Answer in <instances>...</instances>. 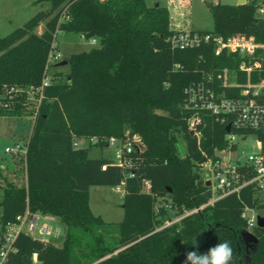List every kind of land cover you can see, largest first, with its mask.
I'll use <instances>...</instances> for the list:
<instances>
[{
  "label": "trees",
  "instance_id": "obj_1",
  "mask_svg": "<svg viewBox=\"0 0 264 264\" xmlns=\"http://www.w3.org/2000/svg\"><path fill=\"white\" fill-rule=\"evenodd\" d=\"M37 2L47 9L0 37L2 103L8 87L41 84L58 31L95 38L97 46L65 57V81L43 88L22 155L26 184L6 182L0 199V233L27 210L56 217L65 226L62 243L19 232L16 251L8 253L5 264H184L187 251L202 254L224 241L230 242L236 264H264V227H253L248 236L241 217L245 205L257 203L250 190L185 214L210 199L199 165L204 153L225 146L226 125L207 115L198 126L200 137L191 134L184 90L201 81L202 71L234 68L240 57L215 56L210 44L172 49L169 11L145 0ZM254 2L210 4V31L264 41V20L255 17ZM25 101L26 94L17 92L9 108L0 107V116L29 114ZM126 131L139 135L144 145L132 154L131 169L112 165L111 158L89 156L90 146H73L82 138L124 137ZM178 140L184 143L182 155ZM96 144L104 147L105 142ZM129 171L133 176L125 178ZM123 178V218L107 223L93 214L89 188L116 187ZM165 203L181 216L179 221L166 224ZM110 231L114 237L108 239ZM194 239L199 242L195 249Z\"/></svg>",
  "mask_w": 264,
  "mask_h": 264
},
{
  "label": "built area",
  "instance_id": "obj_2",
  "mask_svg": "<svg viewBox=\"0 0 264 264\" xmlns=\"http://www.w3.org/2000/svg\"><path fill=\"white\" fill-rule=\"evenodd\" d=\"M179 0H170V5ZM255 17L264 20V0H255ZM173 29V33L167 37L172 49H192L200 45L210 44L213 54L220 56L225 54L229 57L239 56L240 61L234 68L222 67L202 71L201 81L190 84L185 88L186 95L183 108L191 112L187 119V127L196 137H200L198 126L202 125L204 116H211L221 124H229L230 129L225 133V146L215 149L212 155L204 153V160L199 165L201 181L210 193V199L199 208L193 209L189 214L206 205L229 196H239L241 191L250 190L257 203L255 206L245 205L241 217L246 221V232L257 226V216L254 211L264 209L258 205L264 204V41H257L253 36L244 34H232L223 37L213 31L198 32L191 29ZM91 44L96 43L91 38ZM53 53L55 55L53 56ZM59 53L54 50L48 56V69L51 60L57 63ZM180 66L174 65L175 69ZM48 69L39 86H30L25 89L8 87L1 96L0 107L9 108L17 92H24L26 99L31 97L37 109L42 97L43 88L51 85L55 78L48 75ZM244 76V77H241ZM255 76V80L252 79ZM219 88L236 90L226 94ZM27 102V101H25ZM26 104V103H25ZM34 110V111H35ZM136 134L124 137H110L98 140L97 137L82 138L73 143L74 147H86L99 141L105 142L104 147L113 149L112 165L122 169H131L135 164L132 154L140 153L144 145ZM6 153L22 154L26 151V145L15 143L12 147L4 148ZM105 169V165L101 167ZM133 176L132 171L126 173V177ZM116 186L124 191V180ZM206 183H208L206 185ZM144 187L150 189L149 181L144 182ZM146 190V191H147ZM165 208H171L169 203L161 204ZM264 216V215H260ZM177 222L181 216H177ZM49 219L40 213L18 215L16 221L8 223L0 234V264H5L9 252H15L13 242L19 232H25L32 236L34 230L40 235H51L52 231L48 225ZM173 223V222H172ZM166 224H169L166 221ZM26 231H23V226ZM43 240V238L41 239Z\"/></svg>",
  "mask_w": 264,
  "mask_h": 264
},
{
  "label": "rangeland",
  "instance_id": "obj_3",
  "mask_svg": "<svg viewBox=\"0 0 264 264\" xmlns=\"http://www.w3.org/2000/svg\"><path fill=\"white\" fill-rule=\"evenodd\" d=\"M38 0H0V37L6 36L14 29L22 26L31 16L35 13L46 10L48 5L46 3H39ZM149 6L159 3V6L170 7V0H145ZM248 0H245V3ZM210 4H237V0H188V4H181L182 15L179 17L180 22L173 20L170 16V27L174 29H183V25L194 30H211L213 27L212 17L210 14L209 6ZM178 10V11H179ZM180 26H179V25ZM43 29V24L36 28V32L39 33ZM188 29V28H186ZM91 38H83L79 34L73 32H63L58 31L56 34L54 52L59 53V63L68 57L72 53L80 52L83 50H88L91 47L97 46V41L95 44H91ZM55 53H53V56ZM56 60H51L50 68L48 69V75L55 78L54 81L62 82L65 81L64 74L68 71L67 65L57 66L54 64ZM55 70H54V69ZM25 102V110L29 114L8 117L0 116V199L2 194V188L6 185V182H13L10 175H8L7 169L12 167V159L16 164V170H23L22 154H10L4 151L6 147H12L15 143H20L24 145L26 142L32 126V121L34 118L35 102L29 97ZM129 131V130H128ZM126 131L125 135L129 134ZM139 136V135H138ZM133 139H137V134ZM86 141L82 142L83 147H86ZM178 150L182 155L184 152V143L178 140ZM89 156L99 157L103 156L106 158L113 159V149H108L105 147H100L96 143L90 145ZM14 183V182H13ZM23 181H17L18 186H22ZM146 187L143 191H146ZM148 191V190H147ZM146 191V192H147ZM124 191L122 188L109 187V186H90L89 188V206L94 215L101 216V218L107 223H116L123 218L122 209V198ZM159 203H156L155 209L158 207ZM168 211L169 219L167 222L171 224L177 220V215L173 209L166 208ZM1 212V208H0ZM255 214L264 215V209H257L254 211ZM48 225L51 228V235H40L37 230H34L32 237L37 239H47L57 246H60L64 238L65 226L56 218L52 221H48ZM23 231H26V226H23ZM2 233V232H1ZM0 233V234H1ZM250 236V231L246 232ZM109 237H114V233L110 231Z\"/></svg>",
  "mask_w": 264,
  "mask_h": 264
},
{
  "label": "clouds",
  "instance_id": "obj_4",
  "mask_svg": "<svg viewBox=\"0 0 264 264\" xmlns=\"http://www.w3.org/2000/svg\"><path fill=\"white\" fill-rule=\"evenodd\" d=\"M193 248L199 247V242L192 240ZM184 264H236V257L230 242L224 241L210 247L206 252L187 251L185 253Z\"/></svg>",
  "mask_w": 264,
  "mask_h": 264
},
{
  "label": "crops",
  "instance_id": "obj_5",
  "mask_svg": "<svg viewBox=\"0 0 264 264\" xmlns=\"http://www.w3.org/2000/svg\"><path fill=\"white\" fill-rule=\"evenodd\" d=\"M181 2V4H184V3H187L188 4V0H179ZM159 4V3H158ZM148 5V4H147ZM166 8H170V13H171V18L173 20H177L180 22V16L182 15V12L179 10L181 9V5L180 3H178L177 1L174 2L173 5H171L170 7H166ZM179 10V11H178ZM181 23V22H180ZM179 25V24H178ZM180 26V25H179ZM182 28L186 29H191V30H194L190 27H188L187 25H183ZM202 31V29H201ZM41 33V32H39ZM57 67V66H55ZM54 69V68H53ZM55 70V69H54ZM6 117V116H5ZM90 151V150H89ZM12 167L10 169H7V172H8V175H10L12 181L17 185V181H23V184L22 185H25L26 184V179H25V173H24V166H23V170L22 171H17L15 168H16V164L14 162V160L12 159ZM45 217H47L49 219V221H52L53 219H56V217H53L51 215H44ZM45 241H49L47 239H43ZM51 242V241H50Z\"/></svg>",
  "mask_w": 264,
  "mask_h": 264
},
{
  "label": "water",
  "instance_id": "obj_6",
  "mask_svg": "<svg viewBox=\"0 0 264 264\" xmlns=\"http://www.w3.org/2000/svg\"><path fill=\"white\" fill-rule=\"evenodd\" d=\"M245 3V0H237V4L238 5H240V4H244ZM207 4V6H209V4L208 3H206ZM158 5V3H156L155 4V6H157ZM67 64V61L66 60H62V61H60L57 65L58 66H64V65H66ZM229 129H230V125L229 124H227L226 126H225V130L228 132L229 131ZM191 134H192V132H190ZM208 183H206V185H207ZM257 226L258 227H261V228H263L264 227V216H257ZM249 236V235H248ZM247 239H249V237H247Z\"/></svg>",
  "mask_w": 264,
  "mask_h": 264
}]
</instances>
